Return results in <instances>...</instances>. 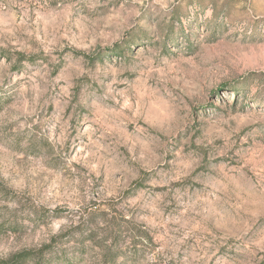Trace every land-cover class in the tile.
<instances>
[{
    "label": "rangeland",
    "instance_id": "obj_1",
    "mask_svg": "<svg viewBox=\"0 0 264 264\" xmlns=\"http://www.w3.org/2000/svg\"><path fill=\"white\" fill-rule=\"evenodd\" d=\"M264 264V0H0V261Z\"/></svg>",
    "mask_w": 264,
    "mask_h": 264
},
{
    "label": "trees",
    "instance_id": "obj_2",
    "mask_svg": "<svg viewBox=\"0 0 264 264\" xmlns=\"http://www.w3.org/2000/svg\"><path fill=\"white\" fill-rule=\"evenodd\" d=\"M29 254L27 252H22L12 256L7 261H0V264H24L28 260Z\"/></svg>",
    "mask_w": 264,
    "mask_h": 264
}]
</instances>
